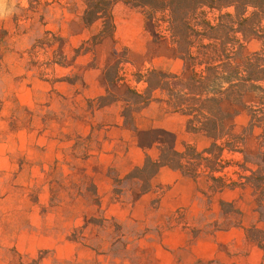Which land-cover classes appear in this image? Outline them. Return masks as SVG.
Wrapping results in <instances>:
<instances>
[{"label":"rangeland","instance_id":"rangeland-1","mask_svg":"<svg viewBox=\"0 0 264 264\" xmlns=\"http://www.w3.org/2000/svg\"><path fill=\"white\" fill-rule=\"evenodd\" d=\"M83 6L0 0V264L257 263L260 250L221 206L235 202L242 226L255 224L248 192L208 196L169 169L143 195L123 180L159 144L202 149L207 141L163 104L136 115L135 128L124 125L121 102L99 105L104 70L116 61L128 78L133 67L186 70L140 9L117 3L114 34L93 44L99 24L82 23ZM258 46L252 40L245 52ZM128 85L111 91L119 97ZM223 108L238 112L228 124L241 131L243 109ZM259 135L247 137V153H258Z\"/></svg>","mask_w":264,"mask_h":264},{"label":"trees","instance_id":"trees-1","mask_svg":"<svg viewBox=\"0 0 264 264\" xmlns=\"http://www.w3.org/2000/svg\"><path fill=\"white\" fill-rule=\"evenodd\" d=\"M40 0H27L32 7ZM81 21L99 24L91 37L93 44L115 31L112 9L122 3L140 9L160 34L167 36L185 72L160 68L133 67L130 77L119 74L120 61L104 70L106 94L98 97L101 107L121 102L124 125L135 128V117L150 104H163L167 111L185 118V131L208 141L203 149L183 143L181 148L156 146V156L145 155L143 163L123 178L138 194L153 189V180L163 168L201 182L205 195L226 190L248 192L256 223L242 226L241 211L235 202H222L225 214L236 215V227L262 251L264 264V0H83ZM257 40V49L245 47ZM132 65V64H131ZM133 66V65H132ZM118 83H131L125 93L115 96ZM140 86V88H138ZM251 97V102L245 99ZM228 103L239 106L247 124L236 131L238 112L224 110ZM259 130L257 154L246 151V140ZM121 179L115 180L120 184ZM229 207V209H223Z\"/></svg>","mask_w":264,"mask_h":264},{"label":"crops","instance_id":"crops-1","mask_svg":"<svg viewBox=\"0 0 264 264\" xmlns=\"http://www.w3.org/2000/svg\"><path fill=\"white\" fill-rule=\"evenodd\" d=\"M180 116H181V115H180ZM181 117H183V116H181ZM183 118H184V117H183ZM184 128H185V118H184ZM186 133H187V132H186ZM188 134H189V133H188ZM189 135H191V136H193V137H195V138H196V137H201V136H195V135H192V134H189ZM202 138H203V137H202ZM204 139H205V138H204ZM206 141H207V140H206ZM207 145H208V141H207ZM180 148H181V147H180ZM197 148H198V147H197ZM174 149H179V148H174ZM198 149H199V148H198ZM202 149H203V148H202ZM163 169H167V168H163ZM163 169H162V170H163ZM162 170H161V171H162ZM169 170H170V169H169ZM161 171H160V172H161ZM171 171H172V170H171ZM160 172H159V173H160ZM173 172H176V171H173ZM158 175H159V174H158ZM158 175H157V176H158ZM157 176H156V177H157ZM154 180H155V179H154ZM154 180H153V182H154ZM203 186H204V185H203ZM204 188H205V187H204ZM235 192H239V191H235ZM243 232H244V231H243ZM244 236H245V234H244ZM245 238H246V236H245ZM246 239H247V238H246ZM247 240H248V239H247ZM248 241H249V240H248ZM250 242H252V241H250ZM252 243H254V242H252ZM255 244H256V243H255ZM256 246H257V245H256ZM257 248H258V246H257ZM258 249H259V248H258ZM259 250H260V249H259ZM260 252H261L260 259H259V261H258L257 263H254V264H259V263H260V261H261V259H262V251L260 250Z\"/></svg>","mask_w":264,"mask_h":264}]
</instances>
